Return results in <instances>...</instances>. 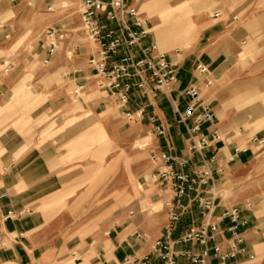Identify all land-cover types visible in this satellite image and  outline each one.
<instances>
[{
  "label": "crops",
  "instance_id": "0c3cea01",
  "mask_svg": "<svg viewBox=\"0 0 264 264\" xmlns=\"http://www.w3.org/2000/svg\"><path fill=\"white\" fill-rule=\"evenodd\" d=\"M213 1L220 5V9L212 16L215 22L207 24L201 31L189 53L188 63L180 61L173 91L165 94L149 87L145 91L134 89L126 109L136 112L142 108L146 118L155 116L157 124L164 128V136L155 137L151 134V126L146 118L141 123H132L136 133L149 131L152 147L187 160L191 168L196 166L199 157L188 149V135L185 128L176 123L175 108L182 110L185 107L186 100L181 93L194 81L196 64H204L213 82L210 89L203 91L204 98L211 103L217 123L206 124L200 130V134L207 136L210 141L203 155L206 159L215 157L212 169L221 170L223 175L226 168L235 171L245 165L253 152L250 146L244 148V138L230 135L231 129L220 122L219 115L224 116L221 107L225 108L227 121L234 118L230 113V101L218 82L234 73L253 74L252 80L244 78L237 84V92L244 99L251 92L248 90L249 85L253 84L254 97L258 96L262 100L254 103V107L261 110L264 118V0ZM163 2L166 6V1ZM149 7L147 5L145 9ZM166 11L168 15L169 11ZM177 12L173 23L180 18L185 21L184 26L189 31L183 48H188L187 37L194 26L189 19L191 6L184 4ZM148 13L156 14L149 10ZM166 15L159 17L162 20ZM233 16H237V21L232 22ZM0 38H4L3 34H0ZM92 51L93 48L87 44L73 48L75 59H78L81 67L72 70L71 85H85L92 76L86 66ZM185 70H191L188 81L183 80ZM48 102L51 109L47 111L55 112L56 101L47 100L46 104ZM66 103L57 106L72 105L69 101ZM74 117L77 129L62 132L48 130L45 132L46 137L43 136L44 131H37L29 137L8 130L0 134V196L6 194L0 198V264H118L125 256L148 255L153 242L162 236L167 217L162 209V199L159 198L160 190L156 187L157 193L151 201L160 204L161 209L153 217L134 211H131L132 215H129L130 212L118 214L110 206L108 210L97 212L92 221H77V211L74 209L81 192L78 184L85 181L82 174L85 167L81 166L78 159L65 162V157L79 154L85 148L86 132L85 117L78 112ZM53 119V123H56L60 117L53 116ZM97 126L99 137L94 136L93 141H105L106 135L99 128L101 124L97 123ZM213 130L219 132L218 140H212ZM97 167L99 169L100 164ZM216 177L220 179L222 176ZM9 212L13 215L8 218ZM220 212L221 209H218L217 214ZM107 214L112 215L102 223L101 219ZM242 217L245 221L241 229L243 252L234 261L237 264H264V221L247 215L243 210ZM197 218L198 211L193 207L177 224L172 239L177 240ZM199 251L197 245L191 244L174 245L171 249L177 264H190L182 255ZM149 264L164 262L152 257Z\"/></svg>",
  "mask_w": 264,
  "mask_h": 264
},
{
  "label": "rangeland",
  "instance_id": "374dc122",
  "mask_svg": "<svg viewBox=\"0 0 264 264\" xmlns=\"http://www.w3.org/2000/svg\"><path fill=\"white\" fill-rule=\"evenodd\" d=\"M163 1H166V6ZM223 1L227 3L230 0ZM215 2L129 0L130 5L135 6L147 21L150 29L148 41L155 44L161 54L169 57L178 55L176 58L185 62L201 31L207 24L215 22L212 16L220 9V5ZM79 3L80 0H0V34L4 37L0 38V134L8 130L29 137L37 131H44L43 136L46 137L45 132L52 129L58 132L75 130L77 125L74 116L78 112L85 117V148L79 154L65 157V162L78 159L81 166L85 167L82 171L85 181L78 184L81 192L74 209L77 211V221H92L97 212L108 210L110 206L118 214L134 211L153 217L160 211L161 205L151 201L157 190L149 182L152 170L148 161L152 147L149 131L136 133L132 123L126 122L116 108L109 105L107 94L97 86L92 76L77 94L74 92L78 87L70 83L72 70L81 67L73 54V48L81 40L80 23L75 14ZM47 4H50L51 12L46 11ZM63 4L69 9L62 10ZM184 4L191 6L189 19L194 25L187 37L188 48H183L189 31L184 26L185 21L180 18L177 24L173 23L178 8ZM147 5H150L148 10L156 14H149L145 9ZM161 9H167L170 13L162 20L157 15ZM68 16L70 18L64 24H67L71 34L67 41L59 45L57 53L44 67L41 65L44 55L39 50L43 34L46 28ZM7 63H11L12 67L5 74L3 68ZM69 70L71 73H68ZM190 72H183L184 81L189 80ZM244 78L252 80L253 74L234 73L218 82L230 101V113L234 118L227 121L225 108L221 107L224 116L219 115V120L231 129L230 135L244 138V148L250 146L253 155L235 171L226 168L215 184L224 205L238 206L247 215L264 221V118L261 110L254 107V103L262 100L258 96L254 97L253 84L249 85L248 90L251 92L246 98L239 97L237 84ZM47 100L56 101L55 112L47 111L51 109L50 103L46 104ZM66 101L72 105L57 106L66 105ZM53 116L60 117V120L53 123ZM97 123L101 124L99 128L106 135L105 141H93L94 136L99 137ZM254 138L262 144H247ZM110 215L104 216L101 222H105Z\"/></svg>",
  "mask_w": 264,
  "mask_h": 264
},
{
  "label": "built area",
  "instance_id": "2783aa9c",
  "mask_svg": "<svg viewBox=\"0 0 264 264\" xmlns=\"http://www.w3.org/2000/svg\"><path fill=\"white\" fill-rule=\"evenodd\" d=\"M35 1V0H31ZM47 1V0H43ZM62 10H68L66 4ZM46 11L51 12L50 4ZM77 14L81 40L76 47L91 45L86 66L93 79L108 96L112 105L128 123H141L145 120L144 109L127 111L130 93L136 89L169 94L177 82L180 60L161 54L155 44L148 41L150 29L139 10L130 5L129 0H80ZM217 15L215 14V17ZM46 28L39 50L43 53L41 65L46 67L59 48L67 41L71 32L64 21ZM237 21V16L232 17ZM12 64L3 68L6 74ZM194 81L181 93L186 100L185 107L175 108L176 123L185 128L188 135V149L198 155L199 162L190 167L185 159L173 156L169 151L151 147L148 161L152 167L149 182L160 190L162 209L167 221L162 236L155 240L150 253L143 257L125 256L118 264H149L152 257L164 264H177L171 249L174 245H197L199 252L183 254L190 264H237L235 258L243 252L244 238L241 229L245 226L242 210L238 206L222 203L216 189V176L221 170H213L215 157L206 159L203 152L209 147L207 136L200 134L206 124H216L217 117L210 102L204 98L203 91L213 85L208 68L197 63ZM80 85L74 94L83 90ZM151 126V134L163 137L165 130L157 124L155 116L146 118ZM212 140L220 138L219 132H211ZM252 144L261 145L257 138ZM6 194L0 196L5 197ZM195 207L198 218L177 239L173 234L180 220ZM221 212L217 214V210ZM13 214L9 212L7 217ZM129 215H132L130 212ZM109 233H106L108 235ZM252 259V258H250Z\"/></svg>",
  "mask_w": 264,
  "mask_h": 264
},
{
  "label": "bare ground",
  "instance_id": "6f19581e",
  "mask_svg": "<svg viewBox=\"0 0 264 264\" xmlns=\"http://www.w3.org/2000/svg\"><path fill=\"white\" fill-rule=\"evenodd\" d=\"M158 15H160L161 17L162 16H165L167 14V11L166 9H161L158 13ZM165 14V15H164ZM170 14V13H169ZM173 14V13H172ZM180 20L178 19L177 22H179ZM177 22L175 24H177Z\"/></svg>",
  "mask_w": 264,
  "mask_h": 264
}]
</instances>
